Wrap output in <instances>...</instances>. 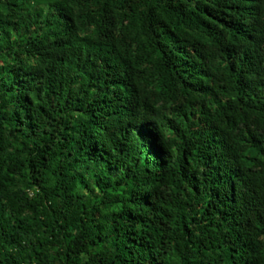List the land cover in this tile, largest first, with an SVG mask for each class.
<instances>
[{
    "label": "trees",
    "instance_id": "obj_1",
    "mask_svg": "<svg viewBox=\"0 0 264 264\" xmlns=\"http://www.w3.org/2000/svg\"><path fill=\"white\" fill-rule=\"evenodd\" d=\"M0 264H264V0H0Z\"/></svg>",
    "mask_w": 264,
    "mask_h": 264
}]
</instances>
